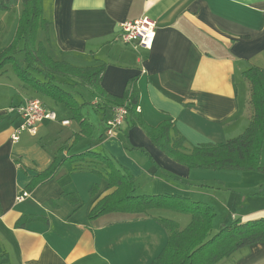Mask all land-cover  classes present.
I'll return each instance as SVG.
<instances>
[{
	"label": "crops",
	"instance_id": "obj_1",
	"mask_svg": "<svg viewBox=\"0 0 264 264\" xmlns=\"http://www.w3.org/2000/svg\"><path fill=\"white\" fill-rule=\"evenodd\" d=\"M21 8V0H15L10 10H0V52L15 37ZM142 15L156 24L149 49L118 38L121 22ZM43 16L49 38L42 33L38 38L49 55L77 66L103 64L101 85L112 95L122 96L135 84L146 123L157 125L170 117L192 145L224 142L247 126L252 108L242 72L251 65L264 68V0H43ZM9 68L0 75V264H149L166 242L156 218L183 226L179 219L185 217L168 209H157L163 215L109 212L88 219L94 200L109 191L106 183L87 197L69 182L77 172L64 169L28 191L32 176L47 168L56 153L104 149L129 171L139 193L207 202L216 230L236 217H264V173L188 168L161 152L138 125L107 135L104 123L111 109L102 116L85 106L94 131L73 144L78 125L70 112L41 97ZM28 98H38L54 112L64 109L59 121L69 119L60 124L70 132L63 140L55 137L62 128H52L57 116L40 123L34 134L24 131L16 142L10 139L22 121L18 107ZM86 108L97 115V125ZM68 192L79 197L77 208L63 196ZM21 216L32 218L17 226ZM217 264H264V242L242 247Z\"/></svg>",
	"mask_w": 264,
	"mask_h": 264
},
{
	"label": "trees",
	"instance_id": "obj_2",
	"mask_svg": "<svg viewBox=\"0 0 264 264\" xmlns=\"http://www.w3.org/2000/svg\"><path fill=\"white\" fill-rule=\"evenodd\" d=\"M14 4L15 0H0V10H10ZM21 5L15 37L0 52V75L7 71V66H11L24 84L62 104L70 112L69 119L78 125L73 144L91 137L94 131L93 123L83 113L85 106H91L94 112L102 116L107 109H111L113 116L115 109L122 106L126 114L118 130L124 125L140 126L161 152L188 168L264 173V165L261 164L264 144L263 67L251 65L242 72L249 85L252 108L245 129L224 142L192 145L177 130L172 118L166 117L157 125L144 121L138 110V88L135 84L130 83L122 96L108 93L101 85L103 64L77 66L53 59L45 43L38 38L39 33L45 39L49 38V25L43 16V0H21ZM72 143L64 148L69 150ZM60 169L68 173L87 170L103 177L109 191L94 200L88 219L109 212L150 215L151 211L157 209L190 215L185 227H180L172 218H156L166 233V242L149 264H217L242 247L264 242V217L247 220L236 217L213 231L215 212L211 205L178 194L139 193L129 171L117 164L104 149H87L65 156L56 153L47 168L32 176L26 189L30 191L50 180ZM95 190L92 186L91 191ZM63 196L74 208L80 205L79 197L74 192L63 193ZM28 218L32 217L21 216L16 225L22 226Z\"/></svg>",
	"mask_w": 264,
	"mask_h": 264
},
{
	"label": "built area",
	"instance_id": "obj_3",
	"mask_svg": "<svg viewBox=\"0 0 264 264\" xmlns=\"http://www.w3.org/2000/svg\"><path fill=\"white\" fill-rule=\"evenodd\" d=\"M155 30V22L146 15H142L136 19L121 22L118 38L122 43L131 45L134 48L142 47L149 49L154 40ZM18 112L22 121L13 128L10 135V139L13 142L19 139V135L22 132L27 131L28 133L34 134L40 123L45 120L56 119L55 112L46 108L38 98H28L23 105L18 107ZM125 114L126 110L120 106L115 109L113 116L105 120L104 125L107 135H114L118 131V128L124 122ZM60 122L64 125L69 123L67 119L61 120ZM24 194L23 192L18 199H22Z\"/></svg>",
	"mask_w": 264,
	"mask_h": 264
},
{
	"label": "rangeland",
	"instance_id": "obj_4",
	"mask_svg": "<svg viewBox=\"0 0 264 264\" xmlns=\"http://www.w3.org/2000/svg\"><path fill=\"white\" fill-rule=\"evenodd\" d=\"M9 69L11 72H13L11 68ZM40 96L47 97L43 94H40ZM84 111L88 114L87 116L90 118V120L93 121L97 125L98 124L97 115L90 108H86L84 109ZM55 113L57 116V120L51 122L52 128L53 129L62 128L60 129L61 131H55V134H56L55 137L59 136L60 140H63V138H65L64 136L68 134L70 130L66 127L61 126L59 119L63 118L66 112H64V109L61 106H59L58 110H56ZM57 124H59L61 127L58 126ZM74 129H75V126L74 124H72L71 130H74ZM90 173L91 174H88L85 172H77V173L72 174L71 178H69L70 184L73 183L75 186H77L79 190L83 191L84 195L85 194L87 195V197L94 194V191H91L92 186L98 189L99 184L104 182V179L100 174L95 173V172H90ZM153 212L162 213V215L165 214L161 212V210H154ZM175 213L176 215L179 214V215H183L181 217H185V221H184V218L179 219L181 221V224H183L182 227H185L190 221V218H189L190 215L188 213H182V212H175ZM213 231H216V229L213 228Z\"/></svg>",
	"mask_w": 264,
	"mask_h": 264
}]
</instances>
